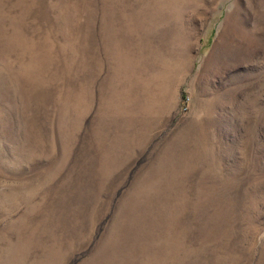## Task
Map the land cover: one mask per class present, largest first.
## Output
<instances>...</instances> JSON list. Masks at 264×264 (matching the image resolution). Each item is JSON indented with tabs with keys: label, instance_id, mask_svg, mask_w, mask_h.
I'll use <instances>...</instances> for the list:
<instances>
[{
	"label": "rangeland",
	"instance_id": "374dc122",
	"mask_svg": "<svg viewBox=\"0 0 264 264\" xmlns=\"http://www.w3.org/2000/svg\"><path fill=\"white\" fill-rule=\"evenodd\" d=\"M0 264H264V0H0Z\"/></svg>",
	"mask_w": 264,
	"mask_h": 264
}]
</instances>
